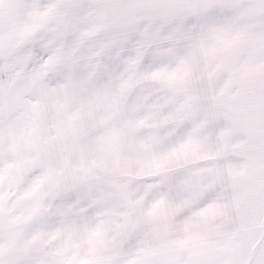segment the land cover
<instances>
[{"label": "snow or ice", "instance_id": "obj_1", "mask_svg": "<svg viewBox=\"0 0 264 264\" xmlns=\"http://www.w3.org/2000/svg\"><path fill=\"white\" fill-rule=\"evenodd\" d=\"M0 264H264V0H0Z\"/></svg>", "mask_w": 264, "mask_h": 264}]
</instances>
